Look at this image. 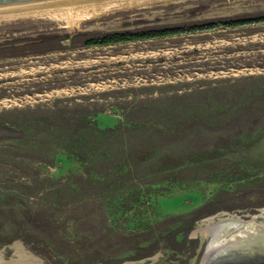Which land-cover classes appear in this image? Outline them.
<instances>
[{
	"label": "rangeland",
	"instance_id": "rangeland-1",
	"mask_svg": "<svg viewBox=\"0 0 264 264\" xmlns=\"http://www.w3.org/2000/svg\"><path fill=\"white\" fill-rule=\"evenodd\" d=\"M166 1L73 31L0 21V264H202L205 221L264 224V24L82 45L264 15V0Z\"/></svg>",
	"mask_w": 264,
	"mask_h": 264
},
{
	"label": "water",
	"instance_id": "water-1",
	"mask_svg": "<svg viewBox=\"0 0 264 264\" xmlns=\"http://www.w3.org/2000/svg\"><path fill=\"white\" fill-rule=\"evenodd\" d=\"M109 1L111 0H0V17ZM235 216L239 219L249 217L254 221L259 217ZM239 227L234 226V229ZM260 229L262 228L246 231L242 236L237 235L228 239L224 246L203 258L202 264H264V239L260 238L264 232L260 233L262 232ZM251 238L259 242H254Z\"/></svg>",
	"mask_w": 264,
	"mask_h": 264
},
{
	"label": "bare ground",
	"instance_id": "bare-ground-1",
	"mask_svg": "<svg viewBox=\"0 0 264 264\" xmlns=\"http://www.w3.org/2000/svg\"><path fill=\"white\" fill-rule=\"evenodd\" d=\"M152 1L162 2L166 0H111L109 2H99V3H93V4L78 5L74 7H62V9H50L46 11L30 12V13H25V14H14L13 16H1L0 21L7 22L9 20H15L17 18H20V19L29 18L30 19L31 17L33 18L34 17H41V18L48 17V18L55 19L61 23H64V26L66 27L68 31H73L80 27L81 25L80 22L82 19L85 20V18H94V16L108 13L118 8L121 9L123 7L135 5L139 3L142 5L141 2L148 4V2L150 3ZM262 214L264 215V210H262ZM234 226L235 227L240 226L239 228L245 226L247 230L243 229V233L246 231L258 229L259 227L262 228L260 229L262 231L260 233L264 232V224H260V223L257 224V222L254 221L253 219L244 221L233 215H229V216H226V218L221 219L217 223L216 222L213 223V222H210V220H207L204 222V227L202 230L204 231V234L210 235L211 238L209 240L208 246L203 256L204 259L210 256L213 252L217 251L222 246H224L226 241L228 240V239L222 238L223 236L217 237L219 229L220 228L222 229L223 227H228L229 229L234 230ZM235 236L237 235H231L230 237L232 239ZM260 238L264 239V235L263 237H260ZM251 240H253L254 242H259V240L253 239V238H251Z\"/></svg>",
	"mask_w": 264,
	"mask_h": 264
},
{
	"label": "trees",
	"instance_id": "trees-1",
	"mask_svg": "<svg viewBox=\"0 0 264 264\" xmlns=\"http://www.w3.org/2000/svg\"><path fill=\"white\" fill-rule=\"evenodd\" d=\"M264 24L263 16H253V18L221 19L205 21L204 23H189L174 25L173 27L158 26L157 28H145L138 31L126 30L123 32H110L103 35H94L86 38L82 45L84 47L110 46V44H125L126 42H137L142 40H154L163 38H172L174 36L190 35L192 33H203L206 31L218 30L221 28H237L244 26H253ZM80 37V36H78ZM77 36L71 39L78 38ZM64 38H70L65 36ZM49 40H58L57 37H48ZM43 39V40H47ZM60 40V39H59ZM87 128V124L83 125Z\"/></svg>",
	"mask_w": 264,
	"mask_h": 264
},
{
	"label": "crops",
	"instance_id": "crops-1",
	"mask_svg": "<svg viewBox=\"0 0 264 264\" xmlns=\"http://www.w3.org/2000/svg\"><path fill=\"white\" fill-rule=\"evenodd\" d=\"M174 37H177V36H174ZM174 37H172V38H174ZM162 39V38H161ZM163 39H167V38H163ZM155 40H157V39H154V40H142V41H155ZM142 41H137V42H142ZM126 43H128V42H126ZM125 43V44H126ZM133 43V42H132ZM111 45H118V44H110V46ZM101 47H109V46H101ZM87 48H90V47H87ZM95 48V47H94Z\"/></svg>",
	"mask_w": 264,
	"mask_h": 264
}]
</instances>
